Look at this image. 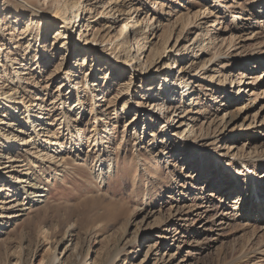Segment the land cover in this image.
Wrapping results in <instances>:
<instances>
[{
    "label": "rangeland",
    "instance_id": "rangeland-1",
    "mask_svg": "<svg viewBox=\"0 0 264 264\" xmlns=\"http://www.w3.org/2000/svg\"><path fill=\"white\" fill-rule=\"evenodd\" d=\"M64 1L0 0V264H264V0Z\"/></svg>",
    "mask_w": 264,
    "mask_h": 264
},
{
    "label": "bare ground",
    "instance_id": "bare-ground-1",
    "mask_svg": "<svg viewBox=\"0 0 264 264\" xmlns=\"http://www.w3.org/2000/svg\"><path fill=\"white\" fill-rule=\"evenodd\" d=\"M263 2V1H262ZM66 3V0L63 2V4H65ZM73 8H74V11H73V15H72V11L71 12H69L70 11V5L68 6V7H66V8H64V9H62V10H60L59 11V17H61L62 18V21H64V24H65V28H66V31H69L70 32V34H69V36L70 35H73V28L71 29V25H72V23H75L76 21H75V17H79V15L81 14V21L83 22V20H82V16H83V14H84V6H83V3L82 2H77V3H74L73 4ZM79 10L78 11V14H75V10ZM216 25H218V22L217 23H215V24H213V26H216ZM74 26V25H73ZM80 27V26H79ZM126 27V26H125ZM84 28V25L82 26V29ZM77 30V29H76ZM211 31H213V30H211ZM83 33L84 32H82L81 34H80V36H82L83 35ZM204 34H208V32H205ZM91 36H90V34H88V36L86 37V43H85V45H88V44H90V43H94V38L93 39H91L90 38ZM206 38H208L207 36H206ZM69 44V41H65V45H68ZM40 47V45L38 46V48ZM126 47V46H125ZM126 49V48H125ZM231 73V72H230ZM230 75H232V74H229V72L226 74V76H225V78H226V82H224V87H225V89H226V87H227V82H228V79H231V82H232V84L234 85V82H235V78H233V75L232 76H230ZM165 77V76H164ZM232 77V78H231ZM164 80H166V81H168V79L167 78H164ZM187 86V85H186ZM165 90H167V88L165 89ZM171 90H173L172 88L170 89V88H168V93H166V94H170L172 91ZM227 90H228V88L226 89V90H224L227 94L229 93V94H231V92L232 91H228L227 92ZM242 90V89H241ZM245 91V90H244ZM20 104H22V105H20ZM37 106H39L40 108L39 109H41L42 108V104L40 105V104H37ZM18 107H26V109H25V111H24V113H27V111H29V105H28V103H26L25 102V100H22V101H19V106H17V107H15V106H12L11 105V110H13L14 112H16V110H17V108ZM43 109V108H42ZM20 112V111H19ZM19 112L17 111V113L19 114ZM31 113V112H30ZM29 113V114H30ZM41 113H42V111L39 113V114H37V112H35V113H33V115L29 118L30 119V122H31V124H33V123H35V121H41V118L43 117V115H41ZM28 113L26 114V115H28V116H30ZM36 116V117H33V116ZM9 116H11V114L9 115ZM10 124H12V122L10 121L8 124H7V126L9 125L10 126ZM42 124V122H40V124L39 125H41ZM106 126H108V124H107V122L105 123V127ZM109 128V127H108ZM32 130H33V132L31 133V135H34V133H35V137L34 138H39L40 139V133H38V131L37 130H35V126H34V128H32ZM22 131V130H21ZM13 133V131H11L9 134H7L6 136H4V139H3V141H5V140H7V143H5L4 144V146L6 147V144H8V147H6V149H11V148H13V150L14 151H16V147L18 146V145H20V143H16V141L17 140H21V138H19V136H15V134H13V135H11ZM108 135V134H107ZM32 137V136H31ZM22 141L23 142H25L24 141V139H22ZM26 141H28V140H26ZM35 141V140H34ZM39 141V140H38ZM107 141V139H104V141H103V143L104 142H106ZM13 144H15V146H13ZM52 147H54V146H52ZM3 154V153H2ZM18 158H19V155H17L16 154V156H15V160L18 162ZM15 162V161H14ZM14 162H12V163H14ZM252 165V164H251ZM18 166H21V165H19L18 164ZM230 171H232L233 172V174L234 175H237V173H236V171L235 170H233V169H230ZM4 174H6V173H4ZM239 175V174H238ZM252 175H254L252 178H254V182H252V184H251V188H249V191H245L244 192V190H242V187L241 188H239V191L241 190V192H237V191H235L236 193V202H237V204L236 205H240V204H243V202L244 201H248V203H249V201H250V203L249 204H251V205H253V204H256V209H258V211H259V213H260V211H261V207H263L262 205L264 204V180H261V179H259L258 177H255V174H252ZM10 178H15L14 176H10ZM261 182V184L259 185L258 183H257V179ZM210 179H212V178H210ZM239 180H240V178H238ZM251 179V178H250ZM50 179H47L46 181H49ZM238 180V181H239ZM243 181V180H242ZM240 182V181H239ZM245 182V181H244ZM238 182H236V184H237ZM249 184V183H248ZM42 191L43 190H39V189H37V191H36V193H39V192H41L42 193ZM234 192V191H233ZM37 196V195H36ZM38 196H41V195H38ZM33 198V197H32ZM31 198V199H32ZM30 199V200H31ZM262 199V200H261ZM29 202V201H28ZM246 202H244V204H246ZM23 205H26V204H28V203H22ZM247 206V205H246ZM236 208H240V207H236ZM28 208L27 207H25L24 209H22V210H27ZM236 216L237 217H241L242 219H246L248 216H245V215H243V213L242 214H240L239 213V211L236 213Z\"/></svg>",
    "mask_w": 264,
    "mask_h": 264
}]
</instances>
